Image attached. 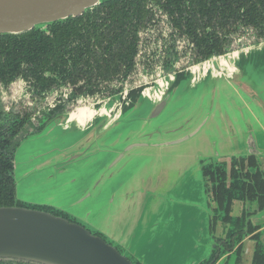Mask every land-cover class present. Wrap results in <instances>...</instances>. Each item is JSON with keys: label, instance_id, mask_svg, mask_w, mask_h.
I'll return each instance as SVG.
<instances>
[{"label": "water", "instance_id": "obj_1", "mask_svg": "<svg viewBox=\"0 0 264 264\" xmlns=\"http://www.w3.org/2000/svg\"><path fill=\"white\" fill-rule=\"evenodd\" d=\"M100 1L0 0V33L18 34L38 26L46 29L52 22L82 15ZM196 66H199L198 69L185 70L182 78L188 77L191 88H197L206 82L210 85L215 83L212 89L216 94L214 92L209 101V111L203 112L206 107L202 106L199 111L202 110L203 113L195 116L189 114L183 118L181 115H171L172 92L179 82V73L173 72L158 77L155 82L147 85L136 99L120 96L111 106H108V103H111L112 99L88 103L87 107L95 110V114L83 126L76 120H70L71 112L65 113L63 120L59 122L65 131L75 128L80 134L88 133L85 137V150H80L73 158L87 159L81 161L83 167L87 165L88 158L99 147L97 141L117 124L129 109L135 107L139 98L148 100L153 107L149 116L141 119L137 130L123 139H118V142H126L127 147L116 150L117 156L111 165L104 167L99 173L107 176L108 182L123 170L129 169L134 159H141L142 156L135 155L137 149L150 150L156 158L167 155L170 159L174 154L176 156L173 161L164 164V173L161 172L155 178L157 185L153 189L160 185L162 176L169 169L176 168L180 175L189 173L193 165L195 170H200L202 161L209 157L254 154L264 158V107L261 106L264 104V95L261 98V90L264 89V41L243 47L236 52L212 56ZM248 85H253L258 90L250 89ZM222 86L230 87L238 97L243 96L242 91L252 97L248 103L244 99L242 101H245L244 107L248 116L254 119L255 126L240 121L244 119L243 113L236 111L238 106L232 104L231 98L222 96ZM198 97V100L204 98ZM115 145L116 142L106 143V149H113ZM94 160L96 159L92 158L90 162ZM142 168V165L137 166L132 171L133 176ZM146 178L147 176L140 182L143 186L139 188L138 185L135 192H125L121 196L123 200L119 207L123 208L122 212L130 209L131 217L122 220L121 214H111L110 221H107L109 223L102 224L103 226L95 231L76 219L70 220V217L46 210L18 205L0 206V260L38 264H138L119 249L117 245H121L127 252L143 255L141 260L138 259L139 264H149L147 251L139 252L134 246L135 242L137 247L139 243H146L144 238L137 239L146 206L147 186L153 182V179ZM96 189L97 187L92 190ZM88 190L85 192H89ZM136 192L137 194H134ZM142 193L144 207H138L141 210L136 211ZM89 195H93L91 191ZM83 200L84 198L78 203ZM36 205H47L66 213L62 207L56 208L47 203ZM89 214L84 215L83 221L88 220ZM108 224H112L111 229ZM96 232L103 234L105 238ZM105 234L111 236L115 242L108 240Z\"/></svg>", "mask_w": 264, "mask_h": 264}, {"label": "rangeland", "instance_id": "obj_2", "mask_svg": "<svg viewBox=\"0 0 264 264\" xmlns=\"http://www.w3.org/2000/svg\"><path fill=\"white\" fill-rule=\"evenodd\" d=\"M257 43L259 42L244 41L245 46L243 47ZM154 47L155 52L151 56L162 57V53H159L158 42ZM157 77L153 74L152 79ZM213 84L215 83L210 85L206 82L197 88H191L188 77L184 76L173 88L171 115H176V117L181 115L183 118L189 114L195 116L202 112V110L199 111L202 106L206 107L203 112L209 111V101L215 92L212 89ZM248 88L258 90L253 85H248ZM221 94L231 98L232 104L238 106L236 111L243 113L244 119L240 120L242 123L255 126L254 119L248 116V111L244 107V102L248 103L252 98L246 91H242L243 96L238 97L230 87L222 86ZM263 95L264 89L262 88L261 98ZM198 96H204V98L198 100ZM14 97H17L21 103L27 101L22 81L14 83L9 88L6 95L8 103ZM119 97L120 95L116 93L110 97L90 100L88 103L103 102V100L106 102L112 99L111 103H108V106H111ZM256 99H258L257 96ZM152 105L148 100L139 98L135 107L129 109L122 119L97 141L99 147L94 154L90 155L89 163L84 167L81 161L87 159L73 158V156L80 150H85L87 144L85 137L88 133L80 134L75 128L65 131L59 122L66 114L49 119L41 130L30 133L16 148L14 176L17 182V198L29 205L47 203L56 208L62 207L68 217L76 219L88 229L95 231L109 223L107 221H110L111 214H121L122 220L128 216L131 217L130 209L122 212L123 208L119 207L123 200L121 196L125 192H135L138 185L139 188L143 186L140 182L147 176L146 179H153V182L149 184V187L147 186L146 206L137 237L140 240L144 238L146 243L142 242L144 245L139 243L137 247L135 242L134 246L139 252L147 251L149 264H197L210 256L215 245L213 234L217 232L210 233V217L212 218L213 214L201 169L195 170V165H193L189 173L182 175L176 168L169 169L162 176L160 185L153 189L157 185L155 178L161 172L164 173L162 168L164 164L167 161H173L176 156L174 154L170 159L167 155L163 158H156L157 156L150 150L137 149L135 155L142 156L141 159H134L129 169L120 172L112 181L108 182L107 176L99 174L101 169L111 165L116 158V150L127 147L126 142H118V139H123L137 130L141 119L149 116ZM251 106L253 107L252 103ZM261 106L264 107V104ZM76 108H68L65 113L74 111ZM17 109H19V104ZM111 142H116L115 148L107 150L106 143ZM92 158L96 160L90 162ZM209 158L205 161H209ZM215 159L229 161L231 157L222 155ZM140 165L143 168L133 176L132 171ZM95 187H97L96 191L92 190ZM86 189H89L88 191H91L93 195L85 192ZM143 195L142 193L139 196L136 211L144 207ZM83 198L84 200L78 203ZM238 205L240 206L239 202L235 205V209L239 207ZM86 213H90L88 220L83 221ZM137 217L138 215L135 218ZM108 225L111 229L112 224ZM219 228H221V223L217 226L218 232ZM105 235L108 240L115 242L111 236ZM117 246L136 263H139L138 259L143 258V255H135L131 253L132 251L127 252L121 245ZM133 251H135L134 247Z\"/></svg>", "mask_w": 264, "mask_h": 264}, {"label": "flooded vegetation", "instance_id": "obj_3", "mask_svg": "<svg viewBox=\"0 0 264 264\" xmlns=\"http://www.w3.org/2000/svg\"><path fill=\"white\" fill-rule=\"evenodd\" d=\"M147 9L149 16L137 31V52L133 57L132 70L110 81L99 80L94 93L86 92L84 79L77 83L68 81L57 84L42 95L36 94L23 77L8 86L0 82L2 111L29 118L15 136V145L18 146L30 133L41 130L42 123L43 128L49 119L65 114L68 108H76L90 100L110 97L116 93L129 99L132 92L141 93L157 79H152L153 74L160 76L177 72L183 75L185 70L212 56L240 50L245 46L244 41H264V29L248 22L242 15L239 19L223 18L219 22L198 26L195 33H190L175 23L166 0H147ZM241 9L242 14L244 8ZM196 33L198 36L208 34L212 38L219 37L222 50L212 49V55L203 56L194 39ZM156 42L162 57L151 56L155 52ZM18 81L24 84L27 101L21 103L14 97L8 103L6 95L9 88ZM79 86H84V92L78 91ZM248 155L252 154L234 155L235 158L229 161L213 157L205 161L211 166V180L204 177L213 214L210 217V233L217 232L213 234L215 245L210 256L199 264H264V159L257 155L249 158ZM216 188L219 197H222L221 203L217 199ZM238 202L240 206L235 209ZM219 223L221 228L218 232Z\"/></svg>", "mask_w": 264, "mask_h": 264}, {"label": "trees", "instance_id": "obj_4", "mask_svg": "<svg viewBox=\"0 0 264 264\" xmlns=\"http://www.w3.org/2000/svg\"><path fill=\"white\" fill-rule=\"evenodd\" d=\"M166 4L175 23L190 33H195L201 25L242 16L264 29V0H166ZM242 7L244 13L241 14ZM148 16L147 0H101L83 15L52 22L46 29L38 26L18 34L0 33V82L8 86L23 77L36 94L42 95L57 84L77 83L84 79L86 92L94 93L99 80L110 81L132 70L137 52V31ZM194 39L203 56L212 55V49L222 50L219 37L196 33ZM181 78L179 75L177 82ZM78 91L84 92V86H79ZM139 94L132 92L131 99H136ZM28 120V117L4 113L0 103V206H27L69 218L53 207L29 205L17 198L14 176L17 145L14 138ZM42 126L43 123L41 129ZM234 158L232 156L231 160ZM210 168L202 161V174L208 180H211ZM216 193L221 203L218 188ZM96 234L105 238L99 232ZM0 264L36 263L0 260Z\"/></svg>", "mask_w": 264, "mask_h": 264}, {"label": "bare ground", "instance_id": "obj_5", "mask_svg": "<svg viewBox=\"0 0 264 264\" xmlns=\"http://www.w3.org/2000/svg\"><path fill=\"white\" fill-rule=\"evenodd\" d=\"M199 66L194 65L192 68L198 69ZM95 114V110L87 107V105L78 107L71 112L70 120H76L81 126L91 119Z\"/></svg>", "mask_w": 264, "mask_h": 264}, {"label": "built area", "instance_id": "obj_6", "mask_svg": "<svg viewBox=\"0 0 264 264\" xmlns=\"http://www.w3.org/2000/svg\"><path fill=\"white\" fill-rule=\"evenodd\" d=\"M170 73H173V72H169V73H165V74H162V75H160V76H158V77H162V76H165V75H167V74H170ZM158 77H157V79H158ZM155 82V81H154ZM152 84V83H151ZM145 89V88H144Z\"/></svg>", "mask_w": 264, "mask_h": 264}]
</instances>
